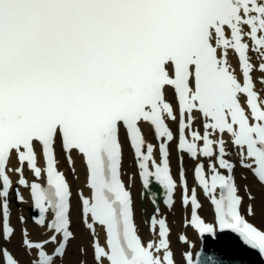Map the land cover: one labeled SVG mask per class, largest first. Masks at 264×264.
I'll use <instances>...</instances> for the list:
<instances>
[{
  "label": "snow or ice",
  "instance_id": "1",
  "mask_svg": "<svg viewBox=\"0 0 264 264\" xmlns=\"http://www.w3.org/2000/svg\"><path fill=\"white\" fill-rule=\"evenodd\" d=\"M230 51L238 57L240 76ZM257 69L264 74V0H0L3 238L14 233L9 173H15L38 210L36 224L51 233L33 242L25 230L23 244L36 250L30 264H56L65 254L73 237L72 193L57 168L59 142L70 165L73 153L85 165L89 195L79 193L84 224L93 233L97 226L105 231V243L93 244L95 264H176L165 219L150 217L154 236L138 232L132 195L121 179L123 130L145 189L154 178L172 205L177 181L169 144L178 140L179 151L199 160L195 179L214 208L212 223L201 218L196 188L189 196L181 167L183 204L192 209L189 226L210 237L230 230L264 255V230L242 214L234 179L238 163L264 184V98L252 76ZM144 123L160 141L159 162L154 145L146 143ZM170 123L177 124V135ZM232 146L236 163L227 158ZM201 157L210 161L207 171ZM13 158L18 166H10ZM42 176L46 185L39 182ZM15 192L23 201L19 188ZM248 198L254 199L250 192ZM245 211L254 214L251 204ZM180 239L188 243L186 236ZM214 251L206 264L237 261L227 246ZM0 256L4 264H19L7 249ZM182 259L200 264L199 253L194 259L186 251Z\"/></svg>",
  "mask_w": 264,
  "mask_h": 264
},
{
  "label": "bare ground",
  "instance_id": "2",
  "mask_svg": "<svg viewBox=\"0 0 264 264\" xmlns=\"http://www.w3.org/2000/svg\"><path fill=\"white\" fill-rule=\"evenodd\" d=\"M229 59L232 63V66L235 68L236 64L233 61V57L229 54ZM258 64V61H257ZM255 75L259 81V87L261 91L264 92V74H262L258 69L254 70ZM263 79V80H261ZM146 127V139H151V135L149 134L150 130ZM123 173L125 176H128L129 183L132 186L134 192V206L136 210V219L139 224V228L141 233L143 234L144 238L147 239L150 235L154 236L155 233H151L149 231V227H145V220L149 219V213L154 212V206L150 203V199L146 198L145 208L146 212L143 214L141 212L142 203H141V190H142V183L141 177L138 175L139 168L137 166L136 160L132 157V153L128 149L127 145L123 147ZM60 157L63 158V155L60 153ZM234 163L237 162V151L231 150L228 154ZM188 163L195 165V161L191 159H187ZM17 163L13 158L10 166H16ZM61 165L66 168L67 162H61ZM74 167V170H73ZM72 168L67 167L66 171L69 173L72 179V186H73V193L77 195L80 192L89 193V189L86 185V174H85V167L82 162V158L78 155L74 156V166ZM237 171H238V186L247 185L246 189L239 190V193L245 195L244 205L251 204L253 206L254 214L251 215L250 219L257 223L258 225L264 227V190L260 186V184L248 173H245L243 169L239 167L237 163ZM15 175L14 184L16 187L19 188L21 194L23 196V201L21 203H11L10 204V214H11V221L14 228V233L10 239L5 240L2 235V219L0 215V247L5 246L12 250L14 256L21 264H30L32 258L35 259L36 250H29L26 249V246L23 244L24 234H22V229H27L28 238L30 240L36 239L37 241H42L48 238L50 232H48L45 228L36 224L35 220L31 217V199H30V192L29 189L19 185L17 183V175ZM14 191V190H13ZM12 191V194H13ZM254 197V199L249 200L248 193ZM12 197L9 196V199ZM160 207L162 208L163 212L169 218L170 225L172 227V232L169 234L171 239L170 245L171 249L174 251V256L176 258V264H184V260L182 259V251L190 248L193 252V257L195 259V251L199 245L200 238L196 235V232L190 226L184 227L182 225V221L184 220L185 212L188 213V209L180 207L178 203H176L172 209L169 211L162 206L160 203ZM202 212L208 216L209 219H212V212H211V205L204 202L203 206L201 207ZM72 227L75 232V236L73 239L69 240L68 247L66 248L65 254L63 258H58L56 260V264H95L94 261V250H93V243H92V236L84 225L81 224V205L76 199L73 198L72 204ZM23 217V220L20 218ZM144 223V225H143ZM99 233H102V229L98 228ZM181 231H187L189 236L193 239L192 246H189V243H182L180 242L179 233ZM106 238L105 235L102 236ZM74 244V247L70 245ZM51 247H53L52 244ZM83 247V250H82ZM81 251V253H80ZM206 261L203 262V264ZM0 264H4L2 256H0ZM229 264H237V261L231 262ZM238 264H252L247 260H243L242 262H238Z\"/></svg>",
  "mask_w": 264,
  "mask_h": 264
},
{
  "label": "water",
  "instance_id": "3",
  "mask_svg": "<svg viewBox=\"0 0 264 264\" xmlns=\"http://www.w3.org/2000/svg\"><path fill=\"white\" fill-rule=\"evenodd\" d=\"M203 247L199 252L200 264H203L207 256H215V249L220 246H227L233 250L237 257V262L247 260L252 264H264L261 254L257 249H252L250 246L242 245L239 237L230 231L221 232L217 237L203 236ZM234 262L230 261L229 263ZM206 264V262L204 263Z\"/></svg>",
  "mask_w": 264,
  "mask_h": 264
},
{
  "label": "rangeland",
  "instance_id": "4",
  "mask_svg": "<svg viewBox=\"0 0 264 264\" xmlns=\"http://www.w3.org/2000/svg\"><path fill=\"white\" fill-rule=\"evenodd\" d=\"M70 246H71V247H74V244H71ZM82 250H83V248H82ZM80 253H81V251H80Z\"/></svg>",
  "mask_w": 264,
  "mask_h": 264
}]
</instances>
